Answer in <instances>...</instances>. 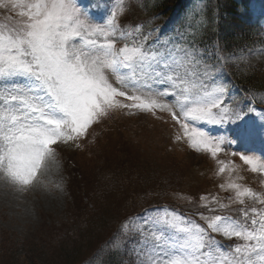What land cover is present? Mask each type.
I'll list each match as a JSON object with an SVG mask.
<instances>
[{"label":"rangeland","instance_id":"rangeland-1","mask_svg":"<svg viewBox=\"0 0 264 264\" xmlns=\"http://www.w3.org/2000/svg\"><path fill=\"white\" fill-rule=\"evenodd\" d=\"M90 1L92 5L87 9L85 6L88 0H75L80 13L79 19L86 29H107L108 21L112 19L111 14L115 12L117 31L108 39H114L117 48L127 43L129 46L143 44L145 48L151 46L153 50L160 51L176 49L180 53L177 59L181 60L185 59L183 52L193 54L194 60L184 63L178 71L189 82L197 84L200 95L207 94L218 99L219 106L212 111L217 113L219 122L184 121L181 117V123L186 122L190 125V130L196 128L210 137V147L216 151V155L213 156L212 151L205 149H192L184 129L167 110L111 111L90 127L85 138L54 145L55 162L46 160L36 180L27 188L21 190L0 170V254L7 253L4 250L8 247L11 250L7 251L14 250V243L3 246L10 241L7 240L9 237L25 239L31 243V240L33 242L35 238L42 237L43 233L53 230L54 226L59 231L75 229L81 232L79 224L74 225L75 221H69L65 212L77 213L78 210L74 208L83 206L85 201L82 200V194L94 180H98L99 186L104 183L109 186L113 182L118 186V179L121 178L117 168L130 172L136 166L146 170L149 166L158 165L161 172L171 173L168 180L171 185L160 187L161 191L158 190V193L149 194L150 200L162 199L164 204L125 219L118 230V237L108 246L123 249L133 264H150L148 256L151 249L144 247V241L154 243L156 237L162 235L161 232H147L146 225L137 219L146 211L155 215L164 232L170 236H179V229L187 221L207 228V222L201 216L220 215L230 217L235 222H243L244 210L251 214L253 208L264 209V205L260 203V199H264V173L253 172L252 165L245 164L240 159L242 155H246L252 157L257 166L264 163V113L255 111L246 96L223 83L227 76V65L264 66V46L226 50L211 39H204L202 43L191 47L179 45L184 35L193 33L192 27L199 22L198 26L201 27L202 9L205 6L202 2L188 0L184 2L188 6L184 13L181 12L182 9L175 8L168 14H162L155 6L158 0H149V3L143 0ZM35 2L36 0H0V36H15L27 23V16L20 15L22 11L27 12V8L14 7V4ZM263 9L264 4L252 5L253 14L259 15ZM165 33L167 36L160 38ZM142 34L149 39H140ZM84 40H96L99 43L104 42L105 37L98 32L89 34L84 31L83 39H77L74 43L78 47H84ZM109 80L119 87L110 73ZM177 83L180 87L175 92H180L184 84L181 81ZM25 84L27 81L22 77L12 80L0 78V115L6 107L5 87ZM159 87L172 91L171 82ZM183 95L191 97L192 93ZM118 99L123 101V98ZM159 100L169 106L176 104L175 94L160 97ZM173 111L179 114L178 108H173ZM238 116L241 118L238 119ZM244 129L250 133L249 136L242 131ZM159 174L154 177L160 179ZM229 184H236L241 190L250 188L255 197L243 196L237 199L236 190L230 189ZM118 193L111 192L106 199L101 196L92 199L95 202L93 208H103L105 212L111 213L110 216H123L133 202L148 198L145 195L138 200L125 201ZM240 199L244 201L243 204ZM245 226L250 227V221ZM74 234L65 233L52 239H57L54 242L57 241L58 244H70L74 240ZM211 235L216 241L211 248L215 264H232L236 255L235 247L250 243L240 238L225 237L222 233ZM52 254V264H65L67 257L64 254L61 255L58 250ZM5 256L12 257L11 254ZM252 258L256 264H260L254 255ZM0 262H3L2 259ZM88 263L94 264L95 261L90 259Z\"/></svg>","mask_w":264,"mask_h":264},{"label":"snow or ice","instance_id":"snow-or-ice-1","mask_svg":"<svg viewBox=\"0 0 264 264\" xmlns=\"http://www.w3.org/2000/svg\"><path fill=\"white\" fill-rule=\"evenodd\" d=\"M13 6L28 11L20 13L27 16V23L15 36H0V78L22 77L27 81L4 89L7 97L0 115V170L11 183L21 190L32 185L44 162H55L54 145L85 138L93 124L118 109L167 110L184 129L192 149L216 155L210 147V137L181 123V117L184 121L219 122L212 111L219 106L218 99L200 95L197 84L178 71L184 63L194 60L193 54L185 51V59L181 60L177 59L180 53L176 49L160 51L127 43L117 48L115 40L108 39L117 31L116 13L111 14L107 29H86L75 0H36ZM84 31L98 32L105 40H84L85 46L78 47L74 41L83 39ZM109 73L119 87L110 82ZM177 81L184 84L180 92H175L180 87ZM169 82L172 91L159 87ZM190 92L191 97L183 95ZM170 94H175L176 104L169 106L159 100ZM173 108H178L179 114ZM240 159L252 165L253 172L264 173V163L257 166L246 155ZM228 187L236 190L237 199L255 197L250 188L241 190L236 184ZM240 203L244 201L240 199ZM260 203L264 205V199ZM243 218V222H235L220 215L201 216L207 228L187 221L179 229V236L164 232L150 211L137 219L146 225L147 232L162 233L154 243L144 241V247L151 249L150 264H215L211 248L216 241L212 233L250 242L235 247L232 264H256L253 255L264 264V209L253 208L251 214L244 210ZM249 221L250 227H246Z\"/></svg>","mask_w":264,"mask_h":264},{"label":"trees","instance_id":"trees-1","mask_svg":"<svg viewBox=\"0 0 264 264\" xmlns=\"http://www.w3.org/2000/svg\"><path fill=\"white\" fill-rule=\"evenodd\" d=\"M194 1L202 2L205 6L202 9L201 27L198 26L199 22L192 27L191 35L183 36L186 42L190 43L189 46L200 44L204 39H211L218 46L225 47L226 50L236 47L264 46V9L259 15L253 14L252 10V5L264 4V0H207V2L192 0ZM143 2L149 3V0H143ZM184 2L188 0H158L155 6L162 14H168L175 8H185ZM183 42L185 43L184 40ZM225 68L227 72L225 82L238 89L241 94L248 96L253 103L264 110V66L227 65ZM116 171L121 178L118 179V186L114 182L109 186L105 183L99 186L98 180H94L89 189L82 194V200L85 201L83 206L78 209L74 208L78 210L77 213L67 214L68 212H65L69 221H75L74 225L79 224L81 232L75 229L59 231L60 229L54 226L55 229L48 230L47 233H43L42 237L35 238L33 242L31 240V243L26 242L25 239L12 237V240L9 237L7 240L10 241L4 243L3 246L14 243V250L7 251L11 250L10 247L4 250L7 253L0 254V260L3 261L0 264H52V253L55 250L67 257L65 264H89L90 259H94V264H133L125 251H122L123 249L108 246L118 237L120 233L118 230L125 219L164 204L162 199L150 200L149 194L158 193L160 187L166 188L171 185L168 181L171 173L161 172V167L158 165L149 166L146 170L136 166L130 169V172L124 168L122 170L117 168ZM156 174H159L160 179L154 177ZM111 192H119L118 195L122 196L125 201L138 200L145 195L148 198L144 201L133 202L123 216L114 217L110 216L111 213L105 212L103 208L94 209L95 202L92 201L94 198L98 199L99 196L106 199ZM65 233L75 235L72 243L58 244L57 241L54 242L57 239H52L55 236L65 235ZM5 254H11L12 257L8 258Z\"/></svg>","mask_w":264,"mask_h":264}]
</instances>
